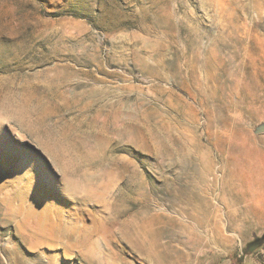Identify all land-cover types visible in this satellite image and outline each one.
Masks as SVG:
<instances>
[{"label": "rangeland", "instance_id": "374dc122", "mask_svg": "<svg viewBox=\"0 0 264 264\" xmlns=\"http://www.w3.org/2000/svg\"><path fill=\"white\" fill-rule=\"evenodd\" d=\"M261 126L264 0H0V264H264Z\"/></svg>", "mask_w": 264, "mask_h": 264}, {"label": "bare ground", "instance_id": "6f19581e", "mask_svg": "<svg viewBox=\"0 0 264 264\" xmlns=\"http://www.w3.org/2000/svg\"><path fill=\"white\" fill-rule=\"evenodd\" d=\"M249 6H250V5H249ZM208 163H210V162H208ZM211 163H212V162H211ZM208 165H209V164H208ZM210 167H211V166H210ZM208 168H209V167H208ZM206 169H207V167H206ZM206 169H205V170H206ZM208 170H209V169H208ZM195 196H196V195H195ZM196 197H197V196H196ZM203 205H204V204H203ZM198 208H199V207H198ZM200 208H202L203 210L206 209V207H200ZM200 210H201V209H200ZM201 211H202V210H201ZM182 212H183V210H182ZM203 219H204V218H203ZM130 226H131V225H130ZM131 228H132V226H131ZM131 228H129V229H131ZM127 229H128V228H127ZM127 229H126V230H127ZM132 230H133V229H132ZM132 230H131V231H132ZM135 230H136V229H135ZM135 230H134V231H135ZM131 231H130V232H131ZM134 231H132V233H133V235H136L137 232H138V230L135 231V232H134ZM125 232H126V231H125ZM128 233H129V232H128ZM132 233H131V234H132ZM126 234H127V233H126ZM123 235H124V234H123ZM129 235H130V233H129ZM137 236H139V235H137ZM137 236H135V237L132 236V238L134 237L135 239H137ZM140 236H141V235H140ZM135 239H134V240H135ZM130 240H132V239H130ZM134 244H135V242H134Z\"/></svg>", "mask_w": 264, "mask_h": 264}, {"label": "water", "instance_id": "95a60500", "mask_svg": "<svg viewBox=\"0 0 264 264\" xmlns=\"http://www.w3.org/2000/svg\"><path fill=\"white\" fill-rule=\"evenodd\" d=\"M259 131L264 132V126H261V127L259 128ZM257 240H260V238H257ZM256 245H258V244L250 245V249H249V251H253Z\"/></svg>", "mask_w": 264, "mask_h": 264}]
</instances>
